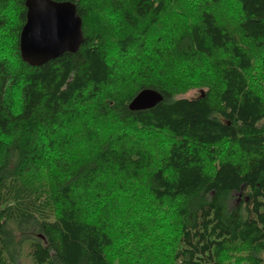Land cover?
Masks as SVG:
<instances>
[{"label":"trees","instance_id":"16d2710c","mask_svg":"<svg viewBox=\"0 0 264 264\" xmlns=\"http://www.w3.org/2000/svg\"><path fill=\"white\" fill-rule=\"evenodd\" d=\"M54 1L76 4L85 42L32 67L20 52L26 0H0V264H114L119 224L138 233L140 264H158L135 220L142 184L158 207L177 204L168 264H230L238 247L241 264H264V91L248 78L264 0H235V31L216 15L222 0ZM201 58L219 82L179 98L169 61ZM145 89L164 100L131 111ZM136 135L167 141L158 160Z\"/></svg>","mask_w":264,"mask_h":264},{"label":"rangeland","instance_id":"374dc122","mask_svg":"<svg viewBox=\"0 0 264 264\" xmlns=\"http://www.w3.org/2000/svg\"><path fill=\"white\" fill-rule=\"evenodd\" d=\"M220 8L216 9L217 16L220 22L227 26L229 29H236L237 23L240 19V14L238 9L235 7V0H222L220 2ZM166 27H173V21H169V17L165 18L162 24ZM159 33H156L150 37V40L158 41ZM162 40V38L160 39ZM242 41V44H247L246 41ZM109 52L112 54V63L119 65V67L125 68V62L120 65V59L117 58V50L115 48V40L112 38L109 40ZM137 51L131 52L132 56ZM250 54L254 57L255 64L254 69L249 72L248 78L250 83L256 88L260 93L264 91V52H258L255 48L250 44ZM131 62H134L133 59H130ZM171 67L167 69V73L175 74L177 76L175 79L169 80L171 83V87L176 88L178 91L177 95L179 98H188V99H196L201 95L207 92V87L204 85H217L216 82H219V77L215 68L213 67V63L211 60L207 58H201L193 62H186L182 60H170ZM169 67V66H168ZM165 77H163V80ZM121 132V131H120ZM135 138L139 143H142L147 153L154 155V158L158 160V155L162 150L166 147L167 141L156 139L141 138L140 135H136ZM142 146V147H143ZM142 184V183H141ZM137 188V184L134 186ZM141 200L139 203V207L135 205L137 210L139 209V215L135 217L136 221H141L143 218V222L146 225V237L139 239L143 240L146 244H149L150 247H154L157 254H154L157 258L158 264H168L169 255L171 253V249L174 244V239L177 235L176 232V221L174 219V211L177 206L165 204V206L158 207L157 204L153 201L148 200L146 191L144 190L143 184L139 187ZM125 193L122 194L120 198L121 201L131 202V200L135 201L138 199V193ZM147 199V200H145ZM134 204V203H133ZM145 205L146 211L144 214L141 213L140 207ZM122 204L119 205V207ZM124 207V205H123ZM135 208L132 211L130 217V223L134 220ZM157 208V210H156ZM124 209V208H122ZM133 208L128 210H132ZM99 209H97L98 213ZM124 215V214H123ZM128 214H125L127 216ZM122 224L117 226V230L115 231V247L109 253L110 258L114 262V264H140L139 254L135 251L134 243L132 239L138 237V233H132V230L121 229ZM170 242V247L168 244ZM141 247L142 243H138L136 247ZM239 249H235V253L231 256H237L235 258H230V264H241L242 260L246 258V250L243 247H238ZM152 252V248H150V252Z\"/></svg>","mask_w":264,"mask_h":264},{"label":"water","instance_id":"95a60500","mask_svg":"<svg viewBox=\"0 0 264 264\" xmlns=\"http://www.w3.org/2000/svg\"><path fill=\"white\" fill-rule=\"evenodd\" d=\"M27 20L20 36L22 60L41 67L66 53L76 54L85 42L83 20L76 4L54 0H26ZM164 96L154 90L141 91L129 109L145 111L155 108Z\"/></svg>","mask_w":264,"mask_h":264}]
</instances>
